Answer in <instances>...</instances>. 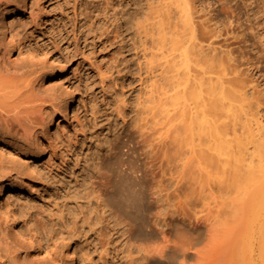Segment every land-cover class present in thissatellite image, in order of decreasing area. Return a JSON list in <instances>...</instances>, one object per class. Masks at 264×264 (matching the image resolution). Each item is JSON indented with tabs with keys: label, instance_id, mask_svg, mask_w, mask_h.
<instances>
[{
	"label": "rangeland",
	"instance_id": "obj_1",
	"mask_svg": "<svg viewBox=\"0 0 264 264\" xmlns=\"http://www.w3.org/2000/svg\"><path fill=\"white\" fill-rule=\"evenodd\" d=\"M191 1L28 0L20 19L6 17L9 38L21 45L13 61L38 62L49 87L77 97L68 126L53 130L45 155L7 196L6 208L21 212L16 232L41 240L38 264H67L75 247L78 264H129L142 244L138 229L155 219L183 231L182 212L211 210L209 224L231 229V205L214 207L220 194L239 198L240 214L257 212L254 226L264 217L244 181L264 165V80L254 68L264 78V21L254 19L259 26L247 35L250 0H238L242 18L231 24L236 0H200L204 35L195 44L183 10L195 11ZM130 172L147 189L143 212L118 200Z\"/></svg>",
	"mask_w": 264,
	"mask_h": 264
},
{
	"label": "bare ground",
	"instance_id": "obj_2",
	"mask_svg": "<svg viewBox=\"0 0 264 264\" xmlns=\"http://www.w3.org/2000/svg\"><path fill=\"white\" fill-rule=\"evenodd\" d=\"M190 1L184 0L186 5H189ZM198 1L200 0L191 1L195 9L192 14L189 10L183 9L185 14L190 16L191 40L195 44V41L204 35L195 16L198 11L196 5ZM218 1L223 6L224 2L230 4L235 0ZM236 1V5L234 2L229 10V12L233 10V13H230L233 16L232 20L228 18V21L231 20L230 24L233 23L234 18L240 20L242 18L240 16H242L241 9H244L241 6L243 4L240 5L238 0ZM257 1L250 0L246 12L243 10L247 15L244 16L247 22L253 23L254 19L256 22V19L258 22L264 21V8H261L263 5H259L258 8H256L257 4L256 7L254 6ZM259 2L261 4V0ZM27 5L28 0H0V264L12 259L22 264L39 263L40 258L37 255L42 247L41 240L31 232H16L15 227L19 223L21 212L18 210L16 213V210H11L9 205L6 208L7 196L9 197L12 190L24 182L23 170L32 171V162L45 155V142L47 143L52 137L53 130L56 129V133H61L68 126L71 114H76V94L67 90L59 92L56 87H49L47 72H42L38 62L27 66L13 61V53L21 50V45L9 38L6 17L11 15L20 19L26 12ZM254 23L249 24L248 29L246 26L248 32H242L247 35L251 33L259 26L258 23L257 26ZM258 38V42L254 39V43L264 41L263 37L258 36ZM60 67L64 69V63ZM254 68L257 69L259 78L264 80L259 66L256 65ZM232 84H235V81H232ZM12 86L16 89L6 92ZM226 94L231 98L235 96L232 90H227ZM134 174L130 172L129 179L126 178L123 182L124 186L118 191V200L120 205L127 209L143 212L148 204L147 189L134 184ZM184 178L185 176L181 175L177 180L176 191H180L179 185ZM244 181L255 186L253 199L256 200V204L253 208H261L264 204V165L259 171L248 172ZM95 182L97 183L98 180ZM233 183L238 185L237 176ZM103 185L107 186L108 182L103 181ZM107 196L110 200L114 199L111 192H107ZM178 197L186 198V195L180 193ZM213 197L216 208L222 207L225 203L231 205L230 215L233 218L231 229H218L209 224L211 210L203 216H199L197 212H182L185 225L183 231L173 225L168 228H158L153 219L151 224L138 229L136 235L134 234L142 244L138 247L137 257L134 253L130 255L132 262L129 264H264V217H261L259 223L254 226L259 214L255 211L240 214L242 206L239 205V198L231 197L229 202H225L224 195ZM66 259L67 264H78L79 248L70 250L66 254Z\"/></svg>",
	"mask_w": 264,
	"mask_h": 264
}]
</instances>
